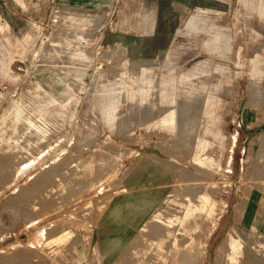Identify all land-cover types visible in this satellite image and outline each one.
<instances>
[{
  "label": "rangeland",
  "instance_id": "rangeland-1",
  "mask_svg": "<svg viewBox=\"0 0 264 264\" xmlns=\"http://www.w3.org/2000/svg\"><path fill=\"white\" fill-rule=\"evenodd\" d=\"M147 1L0 0V264H102L94 225L151 162L170 194L115 264L263 258L264 0ZM146 5L149 46L101 38Z\"/></svg>",
  "mask_w": 264,
  "mask_h": 264
},
{
  "label": "crops",
  "instance_id": "crops-1",
  "mask_svg": "<svg viewBox=\"0 0 264 264\" xmlns=\"http://www.w3.org/2000/svg\"><path fill=\"white\" fill-rule=\"evenodd\" d=\"M62 2H71L78 6L99 3L98 0H62ZM144 2L150 4L147 0ZM152 8L146 5L147 12L143 20L136 24L135 31L111 29L102 32L101 38L107 37L108 44H121L132 50L146 48L149 44L145 37L152 35L157 25L154 22V27L149 28L144 21ZM173 178L167 166H159L153 162L136 166L125 175L121 187L104 206L93 228L92 241L102 264H115L122 256L138 232L169 196ZM248 208L246 222L250 224L253 223L254 217L250 219L248 214L257 213L258 210L254 201L250 202ZM261 229H264V221ZM229 244L228 260L232 264H237L245 255V247L236 237H233ZM259 246L263 251L264 243L259 242Z\"/></svg>",
  "mask_w": 264,
  "mask_h": 264
},
{
  "label": "bare ground",
  "instance_id": "bare-ground-1",
  "mask_svg": "<svg viewBox=\"0 0 264 264\" xmlns=\"http://www.w3.org/2000/svg\"><path fill=\"white\" fill-rule=\"evenodd\" d=\"M190 104V103H189ZM195 104V103H194ZM193 104V105H194ZM187 106V105H186ZM189 106V105H188ZM200 107V106H199ZM196 108V107H195ZM158 111V110H157ZM157 114V113H156ZM193 116V115H192ZM152 118V117H151ZM200 120V119H199ZM181 142V141H180ZM176 144V143H175ZM1 158V157H0ZM11 160V159H10ZM14 160V159H13ZM6 161V160H5ZM15 162V161H14ZM8 163V162H7ZM10 163H11V161H10ZM30 164V163H29ZM3 166V165H2ZM261 167V166H260ZM1 168V167H0ZM7 169V168H6ZM5 169V170H6ZM259 169V168H258ZM261 169V168H260ZM185 171V170H184ZM189 173V172H188ZM184 174V173H183ZM260 174V173H259ZM264 174V173H263ZM5 175V174H4ZM259 176V175H258ZM264 176V175H263ZM2 177V176H1ZM71 177V176H70ZM3 178V177H2ZM262 179H264V178H262ZM45 182V181H44ZM77 183V182H76ZM115 183V182H114ZM198 183V182H197ZM77 184H79V183H77ZM263 186V185H262ZM76 187V186H75ZM44 189V188H43ZM37 191H38V189H37ZM198 192V191H197ZM38 196V195H37ZM31 200V199H30ZM73 201V200H72ZM19 202V201H18ZM44 202V201H43ZM22 206V205H21ZM25 207V206H24ZM249 207V206H248ZM249 209V208H248ZM252 210V209H251ZM24 212V211H23ZM26 214V213H25ZM35 216V215H34ZM252 222V221H251ZM263 222V221H262ZM262 222H261V219L259 218V217H255L254 219H253V223L254 224H256L257 226H259L260 228L262 227ZM158 224V223H157ZM153 226V225H152ZM255 229V228H254ZM258 229V228H257ZM256 230V229H255ZM149 231V230H148ZM242 231V230H241ZM156 232V231H155ZM161 233V232H160ZM199 234V233H198ZM141 236V235H140ZM150 236V235H149ZM253 236V235H252ZM250 239V238H249ZM250 242H251V239L249 240ZM255 241V240H254ZM249 242V243H250ZM140 243V242H139ZM252 243H254L253 241H252ZM246 246V245H245ZM251 246V245H250ZM257 246V245H256ZM249 247V246H248ZM247 247V248H248ZM252 247V246H251ZM252 251L253 250H255V249H252V248H250ZM248 250L249 249H245V253L247 252L248 253ZM20 251V250H19ZM250 252V250H249V254L247 255V256H245L244 258H241V260L242 259H244V261L242 260V262H244L245 264H247V263H249V262H253V261H256L257 262V260L259 261L260 260V263L261 264H264V262L263 261H261L263 258H264V256H263V258L261 257V258H259V256H258V254H256V252L255 253H253V252ZM246 255V254H245ZM129 258V257H128ZM128 260V259H127ZM198 260V259H197ZM241 262V263H242ZM255 262V263H256ZM252 264H254V263H252Z\"/></svg>",
  "mask_w": 264,
  "mask_h": 264
}]
</instances>
